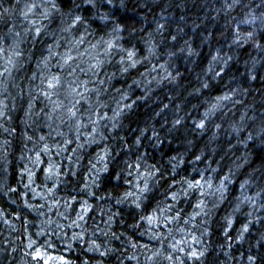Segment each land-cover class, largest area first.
Wrapping results in <instances>:
<instances>
[{
	"label": "clouds",
	"instance_id": "obj_1",
	"mask_svg": "<svg viewBox=\"0 0 264 264\" xmlns=\"http://www.w3.org/2000/svg\"><path fill=\"white\" fill-rule=\"evenodd\" d=\"M0 264H264V0H0Z\"/></svg>",
	"mask_w": 264,
	"mask_h": 264
}]
</instances>
